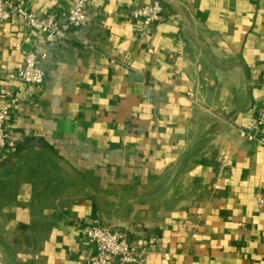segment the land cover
I'll list each match as a JSON object with an SVG mask.
<instances>
[{
	"label": "crops",
	"instance_id": "obj_1",
	"mask_svg": "<svg viewBox=\"0 0 264 264\" xmlns=\"http://www.w3.org/2000/svg\"><path fill=\"white\" fill-rule=\"evenodd\" d=\"M153 1L90 0L58 42L0 27V264H83L95 215L147 264H264V146L239 134L264 99V0H158L144 34L127 12ZM24 50L42 85L10 76Z\"/></svg>",
	"mask_w": 264,
	"mask_h": 264
},
{
	"label": "built area",
	"instance_id": "obj_2",
	"mask_svg": "<svg viewBox=\"0 0 264 264\" xmlns=\"http://www.w3.org/2000/svg\"><path fill=\"white\" fill-rule=\"evenodd\" d=\"M90 0H75L72 6L60 13L48 12L43 16L35 15L11 0H0V27L13 17H20L29 28L39 31L48 42L63 41L72 28L85 27L88 22V6ZM164 6L155 0L150 4L130 9L127 15L130 20L138 21L143 27V33L148 34L151 27L164 19ZM24 65L18 71L11 73L12 78H18L27 84L42 85L45 72L41 61L45 54L24 50ZM10 113L9 106L0 109V150L3 149L10 134L6 129V121ZM240 137L248 142L264 146V99L258 109L254 122L249 129H239ZM257 201L263 204L259 196ZM88 242L94 249V256L83 264H147L146 250L134 249L126 235L114 231L102 224L99 215H95L84 228Z\"/></svg>",
	"mask_w": 264,
	"mask_h": 264
}]
</instances>
